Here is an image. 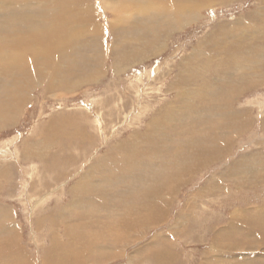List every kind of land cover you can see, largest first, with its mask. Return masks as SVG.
Listing matches in <instances>:
<instances>
[{"label":"rangeland","instance_id":"374dc122","mask_svg":"<svg viewBox=\"0 0 264 264\" xmlns=\"http://www.w3.org/2000/svg\"><path fill=\"white\" fill-rule=\"evenodd\" d=\"M76 1L86 5L85 12L88 13L89 8L99 6L102 0H71L70 4ZM256 6L257 0L218 2L212 4L211 9L198 11L197 19L182 29L160 35L154 33L155 38L153 33H147L148 40L142 41L150 47L146 52L144 48L139 50L140 56L136 58V63L135 57L131 62L116 56L120 53L115 51L114 32L109 31L105 42L112 46V49L104 54L103 58L93 61L98 65L95 68L98 74L94 81L84 82L70 92L57 89L59 92L49 94L42 92L41 86L31 91L29 98L13 116L14 119L11 117L0 127V150H9L14 157L4 160L0 158V209L3 210L0 226H12L6 230L7 233L0 232V245L14 248L8 254L17 252L13 255L16 259H10L8 264H43L44 259L48 257H51V261H47V264H241V261L242 264H264V182L255 179L248 183L237 181L241 185L234 187L232 185L235 183L232 184L228 179H216L220 177L224 161L208 170H204L208 166H203L200 171L195 170L196 175H192L193 177L186 176V182L175 189V192L169 193L172 197L167 198L168 205L162 221H148L144 223L146 228H143L141 221L145 215L133 212L137 222H133L130 216H122L123 220L132 226V236L127 241L115 240L109 234L114 231L120 233L121 227L126 226L120 217L122 205L119 203H111L106 207V213L101 215L98 212H92L90 215L91 210L95 212L96 204L91 207L82 204L76 207V210L67 208L74 196V186L82 183L90 165L97 164L96 158L115 154L117 149L113 152L111 146L121 144L133 133L147 135V132L154 131V134L156 131L157 138L166 133L169 136L162 138L172 137L175 141L174 147L188 151V146L186 149L185 146L193 137L192 134L199 130V127L194 128L199 125V118L191 116L182 122L181 117L175 116L195 113L202 109L207 101L202 94L191 97L188 92H200L202 87L213 85L218 95L215 98L214 94L212 98L219 100L223 98V88L230 89L228 84L222 85L223 87L218 84L219 77V83L226 82L228 69L208 62L207 56L210 53L206 44L215 32L232 25L241 14L245 15L257 9ZM99 14H102V11L99 10ZM102 16L105 19L99 16L95 22L97 26L107 24L111 18L106 12H103ZM26 23L29 26V23ZM9 36L11 35L8 33L0 35V52L5 51L6 38ZM135 38V41H141L137 37V30ZM257 38L254 37L253 45L258 41ZM216 39L225 43L220 36ZM124 40L128 41V33ZM3 44L4 48H1ZM225 46L215 51L223 49V53H229L232 49ZM240 48L241 42L238 40L236 49ZM22 52L28 53V48L24 47ZM128 52L125 53L126 57ZM85 54L89 56L90 52L85 51ZM257 65L260 68L257 66L256 70L252 71L253 74H257L258 70L264 72V60ZM222 71L224 73L221 75ZM233 75H236V72ZM231 76L232 74L229 75ZM256 78L261 79L258 75ZM75 79H78V76L73 82ZM232 80L229 81L234 83L232 86L237 88L241 85L234 78ZM227 97L226 95L224 98ZM228 99L231 100V109L237 111L236 113L242 111L249 124V132H245L242 138L235 141L230 152L231 156H235L229 159L235 160L242 153L253 151L257 143L262 144L257 151L263 153L264 83L249 86L242 94ZM2 110L3 106H0V114ZM95 117L103 129L99 134L93 130L92 121ZM78 124L85 125L89 134L85 144L77 137ZM44 133L46 141L48 140L46 145ZM66 136L70 139L69 142L64 139ZM150 155H146L148 160ZM116 157L121 161L123 155ZM158 161L156 166L150 169V163L142 162L145 164L143 173L148 174L151 170V174H154L152 178L145 175L144 179H141L144 183L168 181L167 172ZM3 170L6 175L1 176ZM211 173H214L215 178H212L209 184ZM86 175L90 178L89 181L99 180L88 173ZM226 187L229 191L224 192ZM210 188L217 191L211 192ZM108 189L105 188V194L108 192L107 196L113 199L119 195L115 193L122 188H116L114 193L111 192L112 188ZM105 190L101 189V192ZM96 195H99L98 189H90L86 193L89 197ZM43 196L40 202H34ZM129 196L125 194L122 198L131 200ZM43 200L45 201L42 203ZM235 206L237 210L233 211L232 207ZM229 217L231 221L228 220ZM185 218L187 225H184ZM230 222L238 226L235 228L236 232L225 231V225ZM243 223L247 225L246 228L240 225ZM128 229L123 228L125 231ZM218 230L221 231L220 235H217ZM224 232L226 234L222 238L221 233ZM80 233L82 235H77ZM232 248L236 251H231ZM0 255L5 261L8 259L7 252Z\"/></svg>","mask_w":264,"mask_h":264},{"label":"bare ground","instance_id":"6f19581e","mask_svg":"<svg viewBox=\"0 0 264 264\" xmlns=\"http://www.w3.org/2000/svg\"><path fill=\"white\" fill-rule=\"evenodd\" d=\"M70 1L71 0H0V35H7V33L11 35L6 38L7 45L5 46V51L0 52V106H3L2 114H0V127L4 125V121L6 123L11 117L14 119L13 116L18 113L26 102V99L29 98L31 91L38 86H41L42 92L51 94L59 92L58 90L61 92H70V90L75 89L84 82L94 81L98 74L97 69H95L98 65L94 64L93 61L103 58V55L109 53L112 49V46L107 45L108 43L106 44L105 42L107 35L110 34L109 31L112 33L114 32L113 42L115 44V51L120 53L116 56L121 59H129L131 62L135 57L134 62L136 63L138 61L136 58L140 56V53H138L139 50L144 48L146 52L150 47V45L145 43L146 40H148L147 33L148 35L153 33V37L155 38L154 33L160 35L165 32L171 33L172 31L182 29L186 24L192 23L197 19L198 11L210 8L212 4L215 5L218 4V2H227L231 0H102L99 6L91 7V9L89 8L90 12L88 13L85 12L87 11L86 5L78 1L70 4ZM256 7L257 9L249 11L245 15L241 14L232 25H227L219 29L218 32L213 34L214 36L209 40V43L207 42L206 44V46H208L206 49H208V53H210V55L207 56L209 58L208 62L223 66V69L225 67L228 69L226 73V76L228 75L226 82L221 81L219 83V79H221V77H219L217 80L218 84H220V86L228 84L230 89H228V91L226 88H223V98H219V100L215 99L218 94L216 95V90H214L215 87H213V85L208 84V87H202L200 92L187 91L191 97L202 94V97L207 100L205 105L202 104L203 108L201 107L202 109L197 112H190V115L188 113L175 116L181 117L182 122L187 118L189 119L191 116L199 118V125L196 122L197 126L194 127H199V130L196 134H192L193 137L187 141L188 145L185 146V149L188 146V151L184 152L174 147L173 142L175 141L172 137L162 138L169 136L166 135V133H162V137L159 138H157L156 131L154 134V131L147 132V135H142L144 133L140 134L139 132L133 133L127 140L121 142V144L111 146V151L114 152V150L117 149L115 154L111 153L109 156H104L102 158L98 157L95 160L97 164L90 165L86 173L90 176L93 175V177H98L99 180L98 182L94 180L89 181L90 178L85 173L84 179H82L83 181L80 180L82 183L80 182V184L78 183L74 186V196H72V201L67 206L69 210H76V207L82 204L88 205L87 207L96 204L95 212L91 210L90 215L92 212H98L101 215L106 213L108 205L111 203H119L122 205L120 217L126 226H122V229H120L123 233L114 231V233L109 232V234H111V237L115 240L125 239L127 241L130 239V236H132L130 229L132 226L123 220L124 215L125 217L130 216L133 222L138 221L132 214L133 212L145 215L141 221V226L143 228H146L144 223L148 221H162L165 208L168 205L167 198L172 197V194L169 193L175 192V189L177 190L186 182V176L190 177L196 175V173H194L195 170L200 171L203 166H208L204 168V170H208L211 166L216 165L220 161H224V167L222 169L219 168L220 177L218 176L216 179H228L232 184L235 183V185H232L234 187H240L241 183L237 181L248 183L250 180L255 179L264 182V152L257 151L262 144L257 143L253 151L244 152L235 160L229 159L235 156L230 155L235 141L242 138L245 132H249V124L247 117H245L242 111L236 113L237 111L235 112V110L233 111L231 109V100L228 98H233L236 95L242 94L249 86L253 87L254 85L256 86V84L264 83V72H261V70H258L257 74H253L252 72L256 70L257 64L259 62L261 63V60H264V0H257ZM74 9L76 13H74ZM99 10L102 11V14L106 12L111 15V18L105 25L104 23L99 26L95 24L99 16L105 19L102 14H99ZM249 13L251 14L249 15ZM26 22L29 23V26ZM83 28H86V30ZM136 30L137 37L139 40L141 39V41H135ZM127 33L128 41L124 40ZM217 36L224 39L225 43H220L216 39ZM255 36L258 37V41L253 45ZM142 39H145V42H143ZM232 40L235 43H233ZM238 40L241 42V48L239 50L236 49ZM232 43L234 45H232ZM134 44H136V47L132 50ZM225 45L232 49L229 50V53H223V49H220L221 51H215ZM24 47L28 48V53L22 52ZM1 48H4V44L1 45ZM85 51L90 52V55L86 56ZM128 51H130V53ZM126 52H128L127 57L125 55ZM211 52H213V54H211ZM258 67L260 68V66ZM235 72L236 75H233ZM223 73L224 71L220 74L222 75ZM231 74L232 76L229 77ZM257 75L261 77L260 80L256 78ZM77 76L78 79H75V82H73V79ZM233 78L241 84L239 87L236 88L232 86L234 83H229ZM48 84L50 86H48ZM214 94L216 97L212 98ZM226 95L228 97L224 98ZM260 104L262 105V103ZM86 112L88 113L89 109H87ZM92 124L93 130L98 131V134L103 132L102 125L98 121V118L95 117ZM78 125L77 137L85 144L87 143L89 134L86 131L85 125ZM221 126L222 128H220ZM262 126L264 130V120L262 121ZM43 138L44 144L46 145L48 140L46 141L45 139V133L43 134ZM64 139L67 142L70 141L68 136ZM153 144L154 146L152 147L151 145ZM203 146L207 149L205 150ZM5 147L4 149L7 148ZM156 147L158 149H156ZM172 147L174 148L170 151L169 149ZM262 150L264 149L262 148ZM147 153L151 154L149 160L146 157ZM0 154V158L3 160L13 157L9 150H0ZM120 154L123 155L121 161L116 157ZM12 159H14V157ZM157 160H159L158 164H162L161 167L167 172L166 179L168 181L161 180L159 182L149 181L147 184L144 183L142 180L145 175L146 177L150 176L152 178L154 174H151V170L148 171V174L143 173L142 169L145 167V164L142 162L150 163L148 165V169H150L156 166ZM83 165L84 164H82V167ZM2 175H6L5 170L1 172V176ZM213 176L214 173H211L210 179L208 180L209 184L212 182V178H215ZM27 178L31 181L29 176ZM139 180L141 181L139 182ZM102 186L104 188H102ZM108 187L110 189L112 188V193H114L113 191L116 188H122L121 191L115 193L119 194L121 197H119V195L116 197L114 196L113 199L108 197V192L105 194V188L108 189ZM90 189H98L99 195L93 197L86 196L87 191ZM101 189L105 191L101 192ZM209 191L214 192L217 190L213 188L211 190L210 188ZM227 191H229V188L226 187L224 192ZM125 194H127V196L130 195L129 197H131V200L122 198ZM42 198H44V196L39 197L34 202H40ZM102 198L103 201H101ZM45 200H43L42 203ZM212 200L210 199L209 201ZM98 202H100V204H98ZM232 208L234 209L233 211L237 210L236 206ZM244 210H246V208ZM2 211L3 210L0 211V219ZM230 217L228 220H230ZM235 218L234 220H237ZM233 222L228 223L229 225H225V231L236 232L237 229L235 228L238 226ZM187 224L188 222L185 218L184 225ZM240 225L242 227L245 226L244 228L247 227L244 223ZM11 227L12 226H0V232H6V230ZM74 227V230H76V226ZM123 228L129 229L125 231ZM171 229L172 227L170 231ZM140 231L144 232V230ZM220 232L221 231L218 230L217 235H220ZM68 233L70 234V232ZM126 234L128 237H125ZM221 234L222 238H224L226 232ZM77 235L82 234L80 233ZM70 239L72 240L71 237ZM72 242L74 241L72 240ZM0 249H2L0 250V254L7 252L8 255L6 261L3 256L0 255V264H3V262L8 264V261H11L10 259H12V261L16 259L13 255L17 254V252L8 254L10 251L14 250V248L9 246L6 248L5 244H3V247L0 245ZM231 251L234 252L236 250L232 248ZM50 259L51 257L45 258L44 262L47 264V261ZM240 259L239 261L243 258ZM241 262L243 263V261Z\"/></svg>","mask_w":264,"mask_h":264}]
</instances>
